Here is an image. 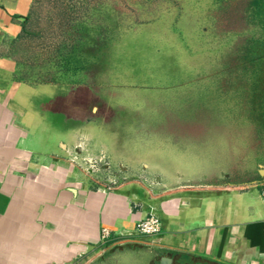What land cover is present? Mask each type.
Masks as SVG:
<instances>
[{
	"label": "rangeland",
	"instance_id": "obj_1",
	"mask_svg": "<svg viewBox=\"0 0 264 264\" xmlns=\"http://www.w3.org/2000/svg\"><path fill=\"white\" fill-rule=\"evenodd\" d=\"M17 46L27 101L69 122L60 141L73 133L98 155L135 142L136 160L191 162L220 186L253 172L264 142L252 97L264 90V0H41ZM223 76L242 80L253 110L222 103ZM135 235L79 264H206Z\"/></svg>",
	"mask_w": 264,
	"mask_h": 264
},
{
	"label": "crops",
	"instance_id": "obj_2",
	"mask_svg": "<svg viewBox=\"0 0 264 264\" xmlns=\"http://www.w3.org/2000/svg\"><path fill=\"white\" fill-rule=\"evenodd\" d=\"M39 1L0 0V264H79L124 233L142 235L138 222L150 212L163 229L146 236L165 250L264 264V142L256 145L253 172L220 186L217 173L191 162L177 169L136 160L135 142L131 150L125 143L124 153L98 155L73 133L60 141L69 122L61 126L54 107L45 120L19 79L17 43ZM236 79L220 78L228 90L221 102L230 97L227 107L250 109L251 97ZM252 94L264 111V90Z\"/></svg>",
	"mask_w": 264,
	"mask_h": 264
},
{
	"label": "built area",
	"instance_id": "obj_3",
	"mask_svg": "<svg viewBox=\"0 0 264 264\" xmlns=\"http://www.w3.org/2000/svg\"><path fill=\"white\" fill-rule=\"evenodd\" d=\"M264 194V191H263ZM163 229L161 217L156 212H150L148 215L139 220L137 230L142 235L160 234ZM110 236V229L103 227L102 238L107 240Z\"/></svg>",
	"mask_w": 264,
	"mask_h": 264
},
{
	"label": "trees",
	"instance_id": "obj_4",
	"mask_svg": "<svg viewBox=\"0 0 264 264\" xmlns=\"http://www.w3.org/2000/svg\"><path fill=\"white\" fill-rule=\"evenodd\" d=\"M30 17H31V14L29 16V19H30ZM29 19H28L27 24L25 26L24 32L27 31ZM192 259L197 260L199 263H206V264H232V263L227 262L226 260H219V259H216V258H210V257L204 256V255H200V256H198L196 258L192 257Z\"/></svg>",
	"mask_w": 264,
	"mask_h": 264
},
{
	"label": "water",
	"instance_id": "obj_5",
	"mask_svg": "<svg viewBox=\"0 0 264 264\" xmlns=\"http://www.w3.org/2000/svg\"><path fill=\"white\" fill-rule=\"evenodd\" d=\"M170 260H171V258L169 256L168 257L167 256H163L162 257V261L165 262V263L170 262Z\"/></svg>",
	"mask_w": 264,
	"mask_h": 264
}]
</instances>
